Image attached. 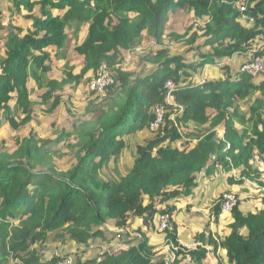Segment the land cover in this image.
<instances>
[{
	"label": "trees",
	"instance_id": "1",
	"mask_svg": "<svg viewBox=\"0 0 264 264\" xmlns=\"http://www.w3.org/2000/svg\"><path fill=\"white\" fill-rule=\"evenodd\" d=\"M238 1H14L17 9L30 13L33 30L23 34L22 29L14 28L4 39L0 124L5 121L13 131H20L32 122L30 81L41 93L54 95L80 85L107 64L115 84L102 96L107 107L94 121L73 125L75 142L68 144L74 151L69 170H60L52 156V144L70 138L71 133L65 130L56 141L44 139L33 130L17 140L12 152L0 144V264H59L69 257L74 258L73 264H208L209 254L222 264L219 250L225 252L228 264H264V207L244 213L240 202L228 224L230 233L218 234L220 237L203 233L197 237L201 244L195 250L181 247L173 219L177 202L189 197L204 181H215L213 170L227 174L239 171V181L235 176H225L229 188L247 180L264 185V170H260L264 168V80L257 83L239 70L233 74L230 66L222 64L252 50L264 37V0H244L256 20L251 27L242 25L235 7ZM37 7L42 16L35 14ZM49 7L57 14L48 12ZM181 9L209 20L201 35L198 30L191 36L170 34L171 39L186 40L188 45L197 44L200 36L205 38L197 50L205 47L211 52L201 54L202 61L197 63L188 62L183 55L171 56L163 48L168 15ZM2 22L0 12V25ZM73 25L78 29L88 26L86 39L75 49L84 66L77 74L69 71L64 78L49 79L54 64L50 49L67 51V31ZM144 39L156 40L158 48L145 55L141 63L155 68L147 74L124 71L120 66L126 53L141 46ZM206 64L218 66L223 78L204 83L196 80ZM168 80L177 83L173 103L183 107L181 114L167 103ZM255 94L260 99L253 103L247 118L239 103ZM157 106L170 109L164 124L154 138L133 146L129 138L149 131ZM189 124L205 129L197 147L175 148V143L183 141L179 127ZM217 129L223 130V139ZM219 148L223 149L221 155H217ZM125 150H134L132 168L116 180H105L103 170L117 163ZM225 190L214 207L217 223L224 217L221 201L230 192ZM162 215H168L174 225L173 231L165 232L179 248L174 263L161 256L151 246L150 237L140 230L136 237L125 233L127 247L104 251L95 258L87 260L83 252L72 256L77 253L73 250L52 254L48 261L42 258L47 248L63 240L73 241L77 250L80 246L90 248L95 240L111 246L122 232L109 238L105 230L108 221L127 231L137 219L149 225Z\"/></svg>",
	"mask_w": 264,
	"mask_h": 264
},
{
	"label": "rangeland",
	"instance_id": "2",
	"mask_svg": "<svg viewBox=\"0 0 264 264\" xmlns=\"http://www.w3.org/2000/svg\"><path fill=\"white\" fill-rule=\"evenodd\" d=\"M14 1L16 0H0V12L2 13V18H3V22L0 25L2 30L0 32V62L4 53L3 52L4 39L6 38V36H8L11 32L14 31V28L22 29L23 34H29L33 30L32 27L33 23L28 17L30 16V13L25 8H21V10L17 9L14 4ZM243 6L248 7V1L240 0L235 5L236 9L240 12ZM46 10L51 14L54 15L57 14L56 11H51L50 7L47 8ZM35 14L42 16L39 7L36 8ZM207 20H208L207 18H203V19L196 18L194 12L189 11L187 9H181L180 11L178 10L176 12H170L165 27V39H164L165 42L163 48H166L171 56H177V55L185 56L188 62L197 63L202 61V58H200L199 56L201 54H207L211 52L209 48L207 49L205 47H202L200 50H197L198 46L202 45L205 42V38L200 36L199 37L200 40L197 44L188 45L186 40L177 42L171 39L170 34L177 33L180 35H184L186 33L187 34L189 33V35L191 36L194 32L198 30L199 34L201 35L203 33V31H201L202 28H204L206 24L209 22V20L208 21ZM242 25H246V24L242 23ZM67 32L69 35V41L67 42L66 45L67 51H64L62 49H58L57 51L50 49V51L52 52V57L54 58L53 59L54 64H53V72L51 73L49 79L59 80L61 78H64L66 76V73L69 71H73L74 74H77L78 72H80V70L83 67L84 61L82 58L78 56L75 49L77 46L81 45L86 39L88 34V26L83 25L80 27V29H78L76 25H73L68 28ZM156 48H158L156 40L144 39L141 46H139L132 52L126 53L124 57V62L128 61V64L127 65L123 64L122 69L124 71H140L143 74H147L151 72V70H153L155 66L141 63V59L145 55L152 53ZM239 61L240 60L237 59L236 63ZM215 69L216 71H214V67L206 64L202 69H200L199 73L196 74L195 78H197L200 81L205 79L204 82L209 80H216L218 78V74H221L219 78H222L223 72H221L220 70L218 71L217 68ZM203 74H205L204 77ZM94 77H95L94 75H89L86 79L82 81L80 85L67 87L63 92H58L55 93L54 95L49 94V91H45V92L43 91V93H41V91H39L38 88L36 87L35 82L30 81L29 83V87L31 90L30 100L34 104L33 120L29 125L21 129L20 131H13L9 126H7L5 121L4 122L2 121L0 124L1 146H3L5 150L12 152L17 148V140L19 139L22 140V138L29 135L30 132L33 130L40 137L44 139H50L52 141H56L60 132L62 130H65L71 133L70 138H66L64 141H61L57 145L52 144V148H53L52 156L55 158V162L60 170H69L72 167L71 152L74 151L69 148L68 144L69 142H75V135L74 132L72 131L74 128L73 125L79 124L86 120L94 121L100 114V111L103 108L107 107V100L104 99L102 95H97L90 91L89 85L94 79ZM263 80H264V74L257 76L254 79V81H256L257 83H260ZM257 99H260L259 94H255L252 97H250L248 100L239 103L241 113L247 115V118L251 116L250 108ZM168 110L170 109H167V113L169 112ZM210 114H214V113L210 112ZM195 127L197 126H195L194 124H189L185 127H179L180 128L179 130L183 135V141L177 143L184 148L186 147V145L192 150L196 148L197 144L201 139L200 136L204 135L205 129L201 128L203 129V131H200ZM155 136L156 134H153L149 130L130 137L129 142L133 146H135L138 143H146L148 140L154 138ZM197 136H199L198 143L193 148H191V144H192L191 141L194 140L195 137ZM177 143L174 144L175 148H177ZM133 151L134 150L123 151L122 154L119 156V161L117 163L112 162L103 170V178L105 180H116L120 178L123 174L130 171V169L133 166L134 157H135ZM222 151L223 149L219 148V150L217 151V155H221ZM260 170H264V168H260ZM216 174H217L216 171L213 170L211 176L215 177ZM216 180L219 181L222 186L223 185L226 186L221 176H217ZM237 181H239V179H237ZM247 181L246 183L248 185L245 184V185H239L233 187L230 190V192H233L237 194L239 197H241L240 207H242L241 210L244 213H247L252 210L259 211L264 207L263 206L264 185L257 182H250V181L247 182ZM222 191L226 192L227 190L225 189L222 190L221 187H219L213 196L212 194L210 195L209 203L213 207H215V205L220 201L221 194L223 193ZM191 198L189 197V199ZM196 214L198 216H193L189 218L190 221H188L187 224H189V226H194L198 229H203V232H205L207 235L208 233L206 229H204L206 226V222L202 220L201 223H199V218L201 217L203 218L204 215H207L206 218H208V214L203 212H196ZM192 218L194 220H191ZM175 221H176L177 234H178L179 224L177 223V218L175 219ZM231 221H232V215L226 216L223 220H221V223H219V225L223 226L225 230L224 231L217 230V231H221L218 233L214 228V234H216V237L219 235L223 236L224 234H226L225 232H228L226 226H228V224L231 223ZM134 227L137 228L136 226ZM134 227L130 228L127 231L116 230L114 233H117L118 231L122 232V233H117L118 235L116 242L114 240V243H112L111 246L110 245L104 246L105 249L101 247L102 245L101 246L97 245L95 250L97 251L98 249L101 250L99 252H95V254L91 252L92 251L91 247L89 249V247L87 248L83 246L82 247L84 248L83 250H77L78 247L75 245L73 241L63 240L64 242L63 241L59 243L56 242L57 244L55 243V245H52L51 248H47L48 251L42 253V258L43 260L48 261L50 260L52 254L62 255L72 250L73 252L77 251V253L72 256L76 257L83 252L87 260L91 258H95L98 255H101L102 252L104 251L117 249L118 246L119 247L124 246L127 240V236L125 235V233L130 232L131 236H135V233L138 231L135 230ZM157 227L153 229L157 235L159 236L167 235L165 232H161L159 227L158 228ZM106 233L109 237H113L114 233L112 234L107 230ZM136 234L138 236V233ZM168 240L169 239L165 238L163 247L158 250L161 256L170 255ZM200 244L201 243L198 242V244L195 245L200 246ZM170 246L173 245L171 244ZM181 247L185 248L183 246ZM176 249L179 250L178 247ZM219 257L222 264H228L226 262V258L223 256L221 252H219ZM71 259L74 258L71 257Z\"/></svg>",
	"mask_w": 264,
	"mask_h": 264
},
{
	"label": "crops",
	"instance_id": "3",
	"mask_svg": "<svg viewBox=\"0 0 264 264\" xmlns=\"http://www.w3.org/2000/svg\"><path fill=\"white\" fill-rule=\"evenodd\" d=\"M130 16L134 17L133 14H131ZM53 50L57 51L56 49H53ZM245 54H246V52L244 54H236V55H234L233 57H231V58H229L227 60H223L222 64L230 66L232 68L233 74H234L236 71L239 70L241 65L245 61H247V57L245 56ZM237 59L240 60V61L236 63ZM208 65H211L212 67H214V71H216L215 68H217L218 71L220 70L219 67L216 66V65H213V64H208ZM83 66H84V64H83ZM204 76H205V74H203V77ZM220 76H221V74H218V78L216 80H219ZM203 77H202V79H203ZM196 80H198V79L196 78ZM204 80L205 79H203L201 81L198 80V81L204 82ZM210 115L213 116L214 114H210ZM195 128L200 130V131H203V129H201L199 127H195ZM217 132H218V137L220 139H223L224 138L223 130L217 129ZM199 136L195 137V139L191 141L192 142L191 148H193L198 143ZM178 147H179V149H184V147H182L180 144L177 143V148ZM127 151H130V150H127ZM218 170L219 169L216 170V173H217L216 176L212 178V179L215 178L214 182H210L209 180L208 181H204V184H202V186H200L199 188L195 189V192H193L191 194L192 196L191 195L189 196L190 198L192 197L191 199H189V197H187V200L185 198V199H182V200H180L179 202L176 203V205H177L176 209L177 210L174 212L173 218H174V222H176L175 219L177 218V223L179 224V230H178V238H179V240L178 241L181 244V246H183L185 248H188V249H191V250L192 249L193 250L197 249L199 247V245L198 246L195 245V244H198L197 236L201 235V233L202 234L205 233V232H203V229H198V228H196L194 226H189V224H187V222L190 221L189 218H191L193 216H198L196 214V212H203V213H207L208 214V218H206L207 215H204L203 218L202 217L199 218V223H201L202 220L206 222V226H205L204 229H206V231L208 233L207 235L212 234L213 236H216V234H214V228L216 229V231L217 230H223V231L225 230L223 226L219 225V223H221V221L219 223L216 222V217H215V213H214V207L209 203V197H210L211 194L213 196L215 194L216 190L219 187H221L222 190L228 189L229 191L233 188V187L229 188V187L224 186V185L222 186L221 183L216 180L217 176H222V179L225 182V176H235L236 180H237V179H240V173L237 170H232L231 172H229L227 174L225 172L220 173V172H218ZM245 184L248 185L246 183V181H245ZM234 187H236V186H234ZM239 198H240V202H241V197H239ZM224 218L225 217H223V219ZM191 220H194V219L192 218ZM133 224L134 225L132 227H134V226L137 227V228L134 227L135 230H138V232L140 230V231L144 232L145 234H147L150 237L151 246L156 247V251L157 252H158V250L160 248L163 247L166 235L159 236L153 230L155 227L158 226V220L157 219L154 222L150 223L149 225H146L145 221L143 219H137V220L134 221ZM105 228H106L105 230L111 232L112 234L116 230H118L115 227V224L112 221H109L108 224L105 225ZM186 228H189V229H186ZM226 228H227L228 232H225L226 234H224L223 236H225V235L230 233V230H229L228 226H226ZM138 232H136V233H138ZM217 232L219 233L221 231H217ZM136 233H135L134 237L137 236ZM188 237H190V238H188ZM109 238H112V237H109ZM90 244H91V249H92L91 252L94 253V254H95V252H99L100 251V249H98V251L95 250L97 245L98 246L102 245L101 246L102 248H104V246H107L106 245L107 242L104 243V241H101V240L100 241L99 240H95L93 242L91 241ZM124 246L127 247L125 244H124ZM80 247H81V250L84 249V248H82L83 246H80ZM219 252H221L223 254V256L225 257V252H222V250H220ZM217 263H218V261L216 260V258L212 254H209L208 264H217Z\"/></svg>",
	"mask_w": 264,
	"mask_h": 264
},
{
	"label": "built area",
	"instance_id": "4",
	"mask_svg": "<svg viewBox=\"0 0 264 264\" xmlns=\"http://www.w3.org/2000/svg\"><path fill=\"white\" fill-rule=\"evenodd\" d=\"M241 20L242 23L246 26H253L256 22L255 17L248 12V7L243 6L241 8ZM264 51V37L262 36L258 42L254 45L253 49L247 51L245 56L247 61H245L239 68L240 73L251 75L252 77H257L264 74V55H259ZM132 52V51H131ZM124 65L128 64V61L123 62ZM123 64L120 66L122 67ZM115 80L111 68L107 64H103L98 73L95 75L94 79L90 83V91L97 95H106L111 91V88L114 86ZM178 86L174 80H168L165 84V91L167 97V103L169 106H173L174 109H178V113L183 112V107L173 103L174 94L177 92ZM155 119L150 123L149 130L153 134L159 132L161 126L164 124L165 116L167 114V108L165 106H157L155 108ZM172 120L175 121V116L172 117ZM240 198L237 194L233 192L225 193L222 197L221 207H222V216H231L233 210L239 205ZM174 225L171 222V219L168 215H162L158 219V227L161 232L173 231ZM119 237V236H118ZM173 246H170V245ZM168 246L170 255L165 256V259L174 263L176 259V253L178 251L177 246L170 240H168ZM121 246L120 248H124ZM59 264H73V259L70 257L60 262Z\"/></svg>",
	"mask_w": 264,
	"mask_h": 264
}]
</instances>
